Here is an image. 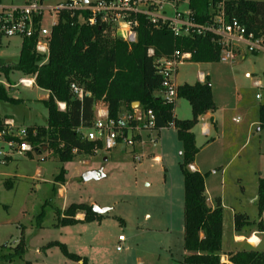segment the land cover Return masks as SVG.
<instances>
[{"label": "rangeland", "instance_id": "rangeland-1", "mask_svg": "<svg viewBox=\"0 0 264 264\" xmlns=\"http://www.w3.org/2000/svg\"><path fill=\"white\" fill-rule=\"evenodd\" d=\"M61 1L66 0H46L45 5L55 7ZM45 12L44 26L51 27L56 11ZM21 44V37L5 39L0 57L15 62ZM201 72L213 87L216 123L207 121L211 127L208 135L205 121L197 123L200 151L196 158L206 174L209 203L214 206L216 198L222 199V249L226 251L235 245L234 214H247L254 228L259 218L256 200L259 178L264 177V128L259 129L258 107L264 101V53L248 54L232 63L185 60L178 67L176 82L202 81ZM25 77L19 70L0 77L7 86L16 83L9 92L22 99L18 104L0 101V113L15 116L20 126L46 125V92L36 84H21ZM257 93L261 99L256 98ZM175 113L180 119L192 117L186 98L176 99ZM152 135L158 137V143L155 147L148 143L141 160L133 158L140 151L128 148L127 155L121 146L82 153L63 163L45 146L40 153H15L1 163L0 264H84L83 259L86 264H181L187 253L183 244L182 142L174 127L164 129L160 136L158 132ZM61 167L67 172L64 184L56 179ZM89 170H102L104 175L85 180L83 174ZM7 180L10 186H6ZM75 202L108 210L101 220L58 225V210ZM120 235L125 238L121 243ZM22 237L26 252L22 257L12 256ZM52 242L65 244L82 260L68 258L57 245L48 247Z\"/></svg>", "mask_w": 264, "mask_h": 264}, {"label": "trees", "instance_id": "trees-1", "mask_svg": "<svg viewBox=\"0 0 264 264\" xmlns=\"http://www.w3.org/2000/svg\"><path fill=\"white\" fill-rule=\"evenodd\" d=\"M221 5L227 19L236 17L248 32L258 35L264 31V1L189 0L195 20L200 25L212 22L222 9ZM90 16L88 8L57 9L56 24L48 37V57L36 51L38 34L22 38L16 62L0 57V77L19 70L28 77L35 76L36 85L49 93L44 100L47 123L27 126L29 136L26 140L38 153L47 146L61 162H70L79 154L104 148L102 142L89 140L83 133V129L94 125L97 108L106 109L109 119L116 122L123 116L127 117L128 124L132 126H143L147 111L152 110L155 129L161 130L173 122L182 142L180 168L185 187L183 244L187 253L181 264H264V251L256 249L229 253L228 261L223 260L224 209L221 198H216L214 207L210 206L207 202L206 174L190 168L200 151L193 129L202 116L215 109L211 83L206 78L204 82L178 86V98H186L192 108V117L187 119L176 118L175 103L165 101L160 94L163 78L157 61L171 56L175 50L191 53L189 60L195 62L220 61V47L213 41L212 34L176 36L160 18L154 21L148 15L132 13L130 18L137 40L130 44L117 33L114 22L102 21L98 17L95 23H90ZM44 21L41 23L44 24ZM150 50L153 52L150 53ZM73 84L83 90L82 96L74 93ZM9 88L0 81V101L20 103L22 99L13 97ZM59 102L66 104L65 110L59 108ZM135 102L139 103L137 107L133 106ZM137 109L141 111V120L135 119ZM258 114L259 129L262 130L264 101L258 107ZM5 121L6 117L0 113V130L5 129ZM6 139L18 140L12 136ZM66 173L65 167H61L56 176L62 184ZM10 185V180H7L6 186ZM256 202L259 215L257 227L264 231V177L259 178ZM79 213L84 214L83 219L76 217ZM103 216L105 214L93 211L92 204L75 202L64 210H58V225L93 222ZM251 224L247 214H234L236 231L240 232L244 226ZM53 245L59 246L68 258L82 260L81 256L69 252L65 244L52 242L47 246ZM25 252L22 237L12 256L22 257ZM83 263L86 264L85 259Z\"/></svg>", "mask_w": 264, "mask_h": 264}, {"label": "built area", "instance_id": "built-area-1", "mask_svg": "<svg viewBox=\"0 0 264 264\" xmlns=\"http://www.w3.org/2000/svg\"><path fill=\"white\" fill-rule=\"evenodd\" d=\"M46 0H27L23 4L5 3L0 0V47L5 39L12 37L34 36L38 34L36 43V51L48 57L49 55V35L52 27L56 24V20L51 27H46L41 22L45 20V11L49 9L51 12L57 9L77 10L88 8L91 12L89 18L90 23H95L100 17L102 21L114 22L117 25V33L120 31L123 37L130 44L137 40V32L133 28L130 18L132 13H142L150 16L156 21L158 18L174 32L176 36L180 35H205L212 34L213 41L220 47L221 62L232 63L238 58L247 54L264 53V31L256 35L253 32H248L236 17L227 19L226 13L222 9L219 10L212 22L204 25L197 24L194 13L189 6V0H66L56 4L55 7H47ZM94 2L89 4V2ZM186 3L187 8H180L181 4ZM144 5L145 7H141ZM56 17V12H55ZM42 24V25H41ZM150 53L153 51L150 50ZM191 58V53H180L175 50L174 53L163 59H159L158 71L162 75V90L161 96L169 103H175L178 98V84L176 82V74L178 67L185 60ZM202 80L205 79V74L200 73ZM21 84L33 86L35 76H29L20 79ZM73 91L76 95L82 96L83 90L73 84ZM256 98L261 99V94L257 93ZM61 110L66 109L64 102H59ZM146 121L143 126H132L128 124V118L123 117L120 121L109 119L107 110H97V118L94 125L89 129H83L84 137L93 141L103 143V149L112 151L120 145H126L134 151L136 147L143 144L141 136L142 131H148L147 141L154 147L158 143V137L153 136L155 129V115L152 110L146 113ZM135 119L141 120L142 114L136 115ZM5 129L0 130V164L4 163L7 158L13 157L15 153L27 155L34 150L32 144L26 139L29 136L27 126H17L12 120L5 121ZM174 127L173 122L169 123L168 127ZM205 134H208V128L204 129ZM138 137H135V136ZM7 136L17 137L15 139H6ZM98 149H95L97 152ZM143 154L135 153L133 158L141 160ZM190 168L193 170V166ZM264 221V211L262 213ZM125 240L124 236H119V242ZM122 246L118 245L117 250H121Z\"/></svg>", "mask_w": 264, "mask_h": 264}, {"label": "crops", "instance_id": "crops-1", "mask_svg": "<svg viewBox=\"0 0 264 264\" xmlns=\"http://www.w3.org/2000/svg\"><path fill=\"white\" fill-rule=\"evenodd\" d=\"M25 2H27V0H15V2H8V3H17V4H23V3H25ZM62 2V1H61ZM61 2H58V3H61ZM57 3V4H58ZM188 7V5L186 4V3H184V4H181L180 5V8H182V9H185V8H187ZM121 33L122 32H118V34L121 36ZM16 38V37H15ZM1 48V47H0ZM248 54L247 53H245L240 59H245L246 58V56H247ZM4 60H6V61H10L9 59H7V58H3ZM18 60V59H17ZM16 60V61H17ZM15 61V62H16ZM11 62V61H10ZM11 63H14V62H11ZM202 80V79H201ZM206 80V75H205V79L204 80H202L201 82H204ZM16 83H13V84H11L12 86H9L10 88H13V87H16V85H15ZM6 85V84H5ZM178 85H181V84H178ZM7 86V85H6ZM40 88V87H39ZM41 89V88H40ZM42 90H44V89H42ZM45 92H46V97L44 98V100L46 99V98H48V96H49V93H48V91H46V90H44ZM14 97V96H13ZM43 100V101H44ZM103 110L104 108H97V110ZM104 110H106V109H104ZM212 112L213 111H210V112H208L207 114H205L204 116H202L200 119L201 120H204L205 121V123H204V126H203V128L205 129V128H208V130H209V132H208V134H210V124H209V122H207V121H209L210 119L212 120V122H214V125H215V119L213 120V116H212ZM136 115H139L140 113H141V111L139 110V109H137L136 110ZM3 115V114H2ZM3 116H5L6 117V120H12L14 123H15V125H17V122L15 121V116H13V115H10V114H4ZM175 117L176 118H179L177 115H176V113H175ZM180 119V118H179ZM185 119V118H184ZM236 122H238L239 121V117L238 118H236V119H234ZM258 124H259V122H258ZM17 126H20V125H17ZM32 126V125H31ZM36 126V125H35ZM196 127V126H195ZM164 129H166V128H163V129H161V130H159V131H157L158 132V134H159V136H160V134H161V132L164 130ZM193 131H194V133H195V136H196V132H195V128L193 129ZM148 133H150V132H148V131H142L141 132V136H142V138H143V144L141 145V146H138V147H136V149L134 150V151H132V152H135V151H140L141 153L140 154H142L143 153V155H145V146L149 143L148 141H147V135H148ZM208 134H206V135H208ZM197 142V141H196ZM197 144V143H196ZM2 145V144H1ZM121 146H123L124 148L122 149V151H124V153L126 152L127 153V151H128V147H126V146H124L123 144L122 145H120L119 147H121ZM198 146V145H197ZM119 147H117V148H119ZM127 150V151H126ZM127 155H128V153H127ZM149 155V154H148ZM157 159H160V156H155ZM197 157V156H196ZM9 162V161H8ZM193 170H198V171H200V172H202V168H200V162H199V160H197V158H195V161H194V163H193ZM260 177H262V176H260ZM208 182L206 181V193H207V202H208V204L210 205V206H212V207H214L213 205H211L210 203H209V198H208ZM221 201H222V199H221ZM103 214H105V213H103ZM79 215H80V217H77L78 219H83V217H84V214L83 213H79ZM250 219V218H249ZM251 220V219H250ZM233 228H234V231H233V240H234V243H235V245H234V247L233 248H231L230 250H226V251H223V249H222V252H223V260L224 261H228V254L229 253H236V252H238V251H243V250H251V249H256V250H261V251H264V246L262 247V249H261V246L263 245V243H264V231H260V230H258V227L257 228H254V225L253 224H251V225H246V226H244L241 230H240V232H238V231H236V229H235V225H233ZM223 236H224V229H223ZM253 236H255L256 237V241H254V242H251L250 241V239H251V237H253ZM223 242V241H222Z\"/></svg>", "mask_w": 264, "mask_h": 264}, {"label": "water", "instance_id": "water-1", "mask_svg": "<svg viewBox=\"0 0 264 264\" xmlns=\"http://www.w3.org/2000/svg\"><path fill=\"white\" fill-rule=\"evenodd\" d=\"M138 105H139L138 102L133 103L134 107H137ZM103 175L104 174H103L102 170H89L83 174V178L85 180H89V179H93V178L98 179L100 177H103ZM107 210H108L107 208H103V207L93 205V211H95L96 213L103 214V213L107 212Z\"/></svg>", "mask_w": 264, "mask_h": 264}, {"label": "bare ground", "instance_id": "bare-ground-1", "mask_svg": "<svg viewBox=\"0 0 264 264\" xmlns=\"http://www.w3.org/2000/svg\"><path fill=\"white\" fill-rule=\"evenodd\" d=\"M250 241H251V242L256 241V237H255V236L251 237Z\"/></svg>", "mask_w": 264, "mask_h": 264}]
</instances>
